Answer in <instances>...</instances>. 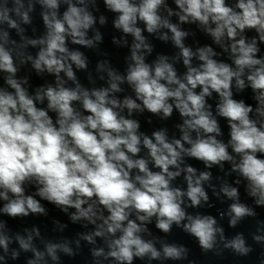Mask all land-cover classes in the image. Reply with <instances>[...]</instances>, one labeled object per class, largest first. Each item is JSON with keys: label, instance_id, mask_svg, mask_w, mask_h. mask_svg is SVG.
<instances>
[{"label": "clouds", "instance_id": "9594fccd", "mask_svg": "<svg viewBox=\"0 0 264 264\" xmlns=\"http://www.w3.org/2000/svg\"><path fill=\"white\" fill-rule=\"evenodd\" d=\"M37 5L45 32L30 38ZM106 13L123 70L101 47ZM0 79V264L84 246L91 264H196L174 228L203 254L259 245L264 264V0H0ZM213 169L235 177L217 185ZM225 217L255 221L252 244Z\"/></svg>", "mask_w": 264, "mask_h": 264}, {"label": "water", "instance_id": "95a60500", "mask_svg": "<svg viewBox=\"0 0 264 264\" xmlns=\"http://www.w3.org/2000/svg\"><path fill=\"white\" fill-rule=\"evenodd\" d=\"M65 8L64 5L61 6V11H63ZM46 9L41 8L39 5L36 6V11H35V20H34V24L31 27H28V31H27V36L30 38H37L39 36L44 35L45 29L43 27L42 24V20L40 18V12L41 11H45ZM101 11H103V5H101ZM106 15L109 16V24L106 28H101V31L104 33V44L101 46L102 48L106 49L110 54H111V58L113 61L114 66L119 67L121 70H123V68L125 67L123 65V56L126 55L127 50H120L117 49L115 46H113L111 44V37L113 35H119V33L115 32L112 27H111V14L110 13H106ZM99 27V25H97ZM93 35L92 31H89L88 36L91 37ZM13 37L17 39V45L14 46L16 47L18 50H20V45H21V41L19 39V37L15 36V33L13 32ZM193 39H196L195 37ZM200 42L201 43H210V40H207L204 37H199ZM129 42H131V37H128ZM191 42V41H189ZM157 45V51H161V52H171V48L170 46H165L160 44L159 42H155ZM9 47H13L12 45H9ZM79 47V46H76ZM83 51L86 52V54H88L90 57L93 56V54L88 51V50H84ZM23 51L25 53H31L33 56L35 55V53L38 51V48H32L31 46L27 47L26 49H23ZM94 59V57H93ZM17 63L19 64V61H17ZM19 75H32V70L30 68V66L28 67H24L22 68L21 72L19 73ZM63 73H61V76L63 77ZM78 75L81 77V79H83V73H78ZM33 80L35 83H40V81L38 79L35 78V74L33 73ZM3 81L2 79H0V84H2ZM249 103H251V101L249 100ZM178 119V117L173 116L172 120L167 122V126L169 128H171L172 124L174 122H176V120ZM142 122H143V118H142ZM163 122H160L159 120H157L156 118H153V124L152 125H148V124H144L143 125V130L150 132L152 130L153 127H160L162 126ZM226 131V130H225ZM190 163L194 164L196 167L198 168H203V165L200 164L199 162L196 161H190ZM227 171V166L226 169ZM214 172V177L215 176H219L222 179L220 181H215L217 183V185H219L220 183L223 182V180H227L229 183L232 182V179L235 177V174L232 175V177H227L224 175L223 172H220L219 170H215L213 169ZM177 183H181L182 185V181H178ZM211 195V193H209ZM241 198L242 200H244L246 203L248 204H252V201L247 199V197L244 196L243 194V188L241 187ZM51 207V206H49ZM224 207H226V205H222L219 201L216 202V207L212 208V209H207V211H209L211 214L216 215L217 214V209H223ZM202 211H204L202 209ZM257 211L261 214L260 218L264 219V210L261 209H257ZM52 215L57 216L58 218L62 219V220H66V217H63L62 215H60L55 209H52ZM227 217H225V219L223 221H220L221 223L224 224L225 228L227 229V234L229 236L235 235V233L237 231H243L249 244H252V240H251V235L250 233L255 232L257 225L256 222L251 220V219H247L240 223L239 226L236 229H228L227 227ZM28 226H31V224H43L46 223V221H43L42 219H29L28 220ZM9 224L15 229L18 230L20 227V222L19 221H9ZM43 230V229H42ZM80 229L76 228L72 231H70L69 233H67V235H73L74 231H78ZM153 231H155V229H153ZM48 235H53V233H51V226L48 225ZM259 234L264 235V229L261 230V232ZM170 239H174L180 243H185L187 244L190 248H191V254H190V259L196 261V264H258V260H259V253H260V246L259 245H253V247L255 248V251L250 254L248 257H238L234 254H232L231 252H224V254L222 256H215L212 253H207V254H203L201 252V250L197 247V245L195 244V242L185 236L183 233H181L178 229L173 230V235L172 237H170ZM100 246H103V244L101 243ZM42 247V245H41ZM157 247H159V245H157ZM24 254H22L21 260L17 261V262H10V264H23V257ZM30 255V254H28ZM62 256V260H63V264H91V257L88 253V246H84L83 249V253L82 255L76 257L74 260L69 259L67 257H63V254H60ZM48 264H51V261L48 262ZM136 264H141L140 261H137ZM155 264V262H154ZM184 264H186V262H184Z\"/></svg>", "mask_w": 264, "mask_h": 264}]
</instances>
